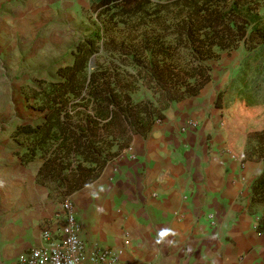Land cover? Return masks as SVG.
<instances>
[{
  "label": "crops",
  "instance_id": "1",
  "mask_svg": "<svg viewBox=\"0 0 264 264\" xmlns=\"http://www.w3.org/2000/svg\"><path fill=\"white\" fill-rule=\"evenodd\" d=\"M86 1L0 0L4 67L18 73L9 52L19 61L23 44L63 42L50 31L63 22L73 33ZM224 110L194 96L173 102L148 135H134L130 148L69 195L38 183L43 160L23 165L13 144L0 143V264L41 245L43 227L66 200L83 238L114 249L123 264H264V204L253 190L264 159L238 147ZM190 119L199 128L182 132Z\"/></svg>",
  "mask_w": 264,
  "mask_h": 264
},
{
  "label": "trees",
  "instance_id": "2",
  "mask_svg": "<svg viewBox=\"0 0 264 264\" xmlns=\"http://www.w3.org/2000/svg\"><path fill=\"white\" fill-rule=\"evenodd\" d=\"M90 3L99 26L77 43L71 63L57 67L58 79L24 87L28 100L35 99L31 107L44 115L19 122L11 133L26 145L14 152L23 165L44 160L38 183L66 195L93 182L134 135H148L171 102L200 94L212 80L207 60L242 43L258 55L264 50V0ZM102 52L108 57L100 62ZM141 80L161 106L133 98ZM257 89L243 105L258 106ZM253 190L264 204V171Z\"/></svg>",
  "mask_w": 264,
  "mask_h": 264
},
{
  "label": "rangeland",
  "instance_id": "3",
  "mask_svg": "<svg viewBox=\"0 0 264 264\" xmlns=\"http://www.w3.org/2000/svg\"><path fill=\"white\" fill-rule=\"evenodd\" d=\"M88 1H86V7L79 6L81 8L77 12L76 20L72 23L75 28L73 33L69 35L68 23H65L66 27H63V22L60 28L55 27L50 31L55 35L60 33L63 42L23 44L19 53L21 58L16 62H13V56L16 57L17 54L11 55L12 52H9L11 59L8 64L13 68L18 67L17 74L12 68H5V63L0 59V143L13 144L16 147L10 150L13 156L18 157L15 151L26 149V145L20 144L11 137L13 129L21 121H37L44 115L43 112L31 107L35 99L28 100L29 92H26L28 90L24 87L41 88L43 85L40 84V79L46 81L58 79L57 67L71 63L72 52L77 43L92 34L99 26L94 24L95 16ZM120 36L122 39L123 34ZM11 47L12 45H8L7 51ZM101 54L100 62L108 57L106 52ZM97 60L95 58L94 63ZM5 62L7 63V60ZM206 64L211 68L212 80L200 94L194 97L212 101L213 106L218 108H225L224 121L232 125L238 147L248 150L250 158L264 159V50L258 55L242 43L238 48L220 52L217 58L207 60ZM256 86L258 87L256 96L258 106L243 105L242 99ZM132 96L136 101L149 100L156 106H161L157 101L159 95H156L143 80L138 83V90L132 93ZM2 148L3 146L0 147V161L4 159L1 157ZM7 148L10 149V147ZM114 149L116 146L113 151ZM40 160L43 159L38 158L29 164ZM20 162L22 164L21 159Z\"/></svg>",
  "mask_w": 264,
  "mask_h": 264
},
{
  "label": "built area",
  "instance_id": "4",
  "mask_svg": "<svg viewBox=\"0 0 264 264\" xmlns=\"http://www.w3.org/2000/svg\"><path fill=\"white\" fill-rule=\"evenodd\" d=\"M199 126L190 119L181 131L197 130ZM63 210L43 227L41 245L30 249L15 264H123L114 249L89 244L83 238L82 225L70 200L63 203Z\"/></svg>",
  "mask_w": 264,
  "mask_h": 264
},
{
  "label": "clouds",
  "instance_id": "5",
  "mask_svg": "<svg viewBox=\"0 0 264 264\" xmlns=\"http://www.w3.org/2000/svg\"><path fill=\"white\" fill-rule=\"evenodd\" d=\"M168 233L165 231V232H162L160 235L163 237V236H166Z\"/></svg>",
  "mask_w": 264,
  "mask_h": 264
},
{
  "label": "water",
  "instance_id": "6",
  "mask_svg": "<svg viewBox=\"0 0 264 264\" xmlns=\"http://www.w3.org/2000/svg\"><path fill=\"white\" fill-rule=\"evenodd\" d=\"M94 59H95V58H93V59H92V62H91V64H93V63H94Z\"/></svg>",
  "mask_w": 264,
  "mask_h": 264
}]
</instances>
